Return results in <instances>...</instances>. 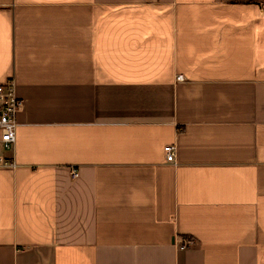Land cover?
Segmentation results:
<instances>
[{
  "label": "crops",
  "instance_id": "1",
  "mask_svg": "<svg viewBox=\"0 0 264 264\" xmlns=\"http://www.w3.org/2000/svg\"><path fill=\"white\" fill-rule=\"evenodd\" d=\"M8 79L0 264H264V0H0Z\"/></svg>",
  "mask_w": 264,
  "mask_h": 264
},
{
  "label": "built area",
  "instance_id": "2",
  "mask_svg": "<svg viewBox=\"0 0 264 264\" xmlns=\"http://www.w3.org/2000/svg\"><path fill=\"white\" fill-rule=\"evenodd\" d=\"M183 76H178V81H183ZM23 101L17 94L14 79H8L0 84V150L12 151L17 142L18 122L17 116L22 109ZM175 145H167L164 148L165 158L168 163L176 164ZM15 167V162L0 156V167ZM74 179L79 177L77 168L71 169ZM193 239L184 238L181 249H188L193 244Z\"/></svg>",
  "mask_w": 264,
  "mask_h": 264
}]
</instances>
